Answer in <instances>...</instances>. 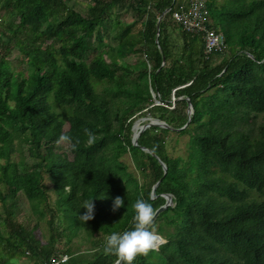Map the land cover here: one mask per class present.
Returning a JSON list of instances; mask_svg holds the SVG:
<instances>
[{"label": "trees", "instance_id": "trees-1", "mask_svg": "<svg viewBox=\"0 0 264 264\" xmlns=\"http://www.w3.org/2000/svg\"><path fill=\"white\" fill-rule=\"evenodd\" d=\"M85 1L0 0V203L7 226L0 228V264L22 257L29 264H114L117 257L104 253L107 236L133 227L138 198L157 210L165 193L174 203L149 227L166 242L133 264H264V120L254 126L252 117L264 115V0H207L225 57H206L199 36L171 29L176 0H129L131 22L112 13L128 0ZM139 22L145 48L124 50L131 43L122 39ZM15 48L22 69L12 67ZM139 52L146 59L138 64L121 61ZM187 98L194 108L188 124ZM146 111L174 130L148 127L135 145L133 116ZM66 122L76 131L65 132ZM85 129L94 133L91 143ZM172 131L188 135L185 157L168 153ZM61 133L72 140L57 152ZM127 153L141 179L121 160ZM19 193L35 212L49 214L46 242L17 220ZM116 196L125 204L113 211ZM91 199L95 214L84 222L82 205ZM62 236L89 247L60 249Z\"/></svg>", "mask_w": 264, "mask_h": 264}, {"label": "rangeland", "instance_id": "rangeland-1", "mask_svg": "<svg viewBox=\"0 0 264 264\" xmlns=\"http://www.w3.org/2000/svg\"><path fill=\"white\" fill-rule=\"evenodd\" d=\"M79 2H86V1L85 0H79ZM129 2L130 1L128 0L127 4H123V6L120 3H119L120 5L117 4V6H114L112 8L113 15L115 16L117 13H121L122 14V18H121L122 21L131 22L133 20V11L129 10V8L127 7ZM85 4H87V3H85ZM78 6H79V4H78ZM80 6L82 7L83 4H81ZM170 23L172 25L171 29H173V25L175 27L178 26L174 22L172 16L170 18ZM141 24L142 23H140V22L135 24L133 26L132 31L122 39L123 40L122 42H124V43H127V44L131 43L129 45H125L126 47H124V50H128L130 48H133L134 43H136L137 47L145 48V46H144L145 43H144V41L141 37V33H140V30L143 27V26H141ZM177 31L178 30L173 31V34L176 37H177ZM48 43H51V41H48ZM116 43L117 42H115V44ZM225 54H226V52H224V54L221 53V55L223 57H225ZM91 55H93V54L91 53ZM18 57H19V51L17 48H15L13 50L12 55L10 56V60L12 61V67L13 68L15 67V69H22L24 67V64L18 60ZM142 59H146V55H145V53L139 52L138 54L129 53V54H127L126 57L122 58L121 61L124 60L131 65H136ZM217 59H220V58H217ZM174 99L177 100V97L174 96L172 98V102ZM156 102L159 103L160 100H157ZM171 107H173V106H171ZM133 117H135L134 118L135 119L134 126H135V124L139 123L140 121L142 122V124H144L147 121H149L148 118H153L151 116V114L149 113V111H146V113L145 112H142V113L138 112ZM252 117L254 118V121H253L255 123L254 126L259 125L264 120L263 114H257V115L254 114V115H252ZM64 131L68 133V132H74V131H76V129L71 127L69 122H66L64 125ZM165 139H166L167 151L171 156L175 157V156L181 155V156L185 157L187 155V144H186L188 141V135L187 134H179L177 131H172V132L167 133ZM58 146L60 148H58V147L55 148V150L57 152L66 151V150H68L69 144L67 141H60L58 143ZM14 158H15V160L19 159L17 154L14 155ZM28 159L31 160V162L33 161L32 158H28ZM121 160H123L128 165L129 171L134 172V174L138 178H140V179L142 178L141 173L135 167V164L133 162V159H132L130 153L123 155L121 157ZM3 162H4V160L0 158V163H3ZM46 182L48 183L49 186L52 185L48 179L46 180ZM0 188L6 192L5 186L1 182H0ZM50 196L52 198V203H53L54 199L56 198L53 191L50 192ZM17 197H18V201H17L16 210H15L16 211L15 216H16L17 220L19 222L27 225L29 228H33L35 235L38 238H40L43 242H46L51 235V230H50V225H49V214H45L43 217L39 213L35 212L31 206L30 202L28 201L27 197H25L23 193H19V195H17ZM0 228L4 231L7 229V226H6L5 221H4V211H3V207L1 205V203H0ZM154 231L157 232V229H154ZM62 237L63 238H61L59 240V242L56 243L60 249H64L65 247H68V246H73L74 248L80 247L79 252H83V251H85V249H87L89 247L88 246L89 244H87L86 241L83 242L82 238H80V237H74L71 242H68V240L66 239V236H62ZM164 242H166L165 237H163L160 244H162ZM19 262H20V264H29L30 263L26 258H23V257L20 259Z\"/></svg>", "mask_w": 264, "mask_h": 264}, {"label": "clouds", "instance_id": "clouds-1", "mask_svg": "<svg viewBox=\"0 0 264 264\" xmlns=\"http://www.w3.org/2000/svg\"><path fill=\"white\" fill-rule=\"evenodd\" d=\"M188 1H190V0H176V5L178 6L180 2H188ZM169 10H170V8H167L165 12H167ZM174 10H175V7H174ZM173 11H172V18H173ZM208 18L209 19H208L207 24L210 27L215 28L211 24L212 20L210 18V15ZM173 20H174V18H173ZM174 22L177 25H180L175 20H174ZM180 26L182 27L183 30H185L182 25H180ZM159 29H160V27H159ZM215 29L217 31H219L224 37V34L222 33V31H220L217 28H215ZM186 32L190 33V31L189 32L186 31ZM190 34L199 36L201 38V40L204 43V54L206 55V57H209L210 55H214V54H218V53L224 54V52L227 51V49H226L223 52L206 54L205 53V41L203 40V38L198 34H193V33H190ZM224 39H225V37H224ZM181 87H183V86H181ZM174 93H175V89L173 91L172 98L175 96ZM156 97H157V99L156 98H154V99L156 101L159 100L157 94H156ZM175 101H176V99L173 100L174 103H175ZM157 104H160V102ZM172 106L174 107V105H172ZM154 119H156V118H154ZM85 132L87 133V136H88V143H91L92 140L94 139V133H92L91 131H89L87 129H85ZM133 132H134V130H133ZM71 140H72V137H70L68 134H65V133H61V135L58 138V142H60V141L71 142ZM124 204H125L124 198L121 196H116L114 198V202H113V211L118 210L120 207L124 206ZM82 208H84L85 211L83 212V214L80 215V219L84 222L93 219L94 214H95V212H94L95 204L93 202V199L85 200L83 205H82ZM132 208L134 210V215L132 217L133 227L130 230L124 231L122 233L121 232H115V231L111 232L107 236L106 241L104 243V253L115 255L117 257L115 264H133L137 255H139V254H145L146 255L150 250H153L155 248V244L159 238L158 233L154 230H151L149 227L152 224L153 218H154L155 213H156V210L154 209L153 205L143 198H138L134 202V204L132 205Z\"/></svg>", "mask_w": 264, "mask_h": 264}, {"label": "built area", "instance_id": "built-area-1", "mask_svg": "<svg viewBox=\"0 0 264 264\" xmlns=\"http://www.w3.org/2000/svg\"><path fill=\"white\" fill-rule=\"evenodd\" d=\"M209 8L207 0H190L175 6L173 18L186 31L200 35L205 41V53L223 52L227 49L223 35L207 22Z\"/></svg>", "mask_w": 264, "mask_h": 264}, {"label": "water", "instance_id": "water-1", "mask_svg": "<svg viewBox=\"0 0 264 264\" xmlns=\"http://www.w3.org/2000/svg\"><path fill=\"white\" fill-rule=\"evenodd\" d=\"M161 19H162V17H160L159 18V20H158V24H156L157 26H158V29H159V24H160V22H161ZM153 96H154V98H156L157 99V97H156V94L153 92ZM187 101H188V109H187V113H188V122H187V124L191 121V118L193 117V114H194V108L192 107L193 106V104H192V102H191V100L189 99V98H187ZM149 119V121H147L146 123H144V124H142L140 127H139V130L137 131V132H133V134H132V142H133V144H135V145H138V140H139V137H140V135L142 134V132L145 130V129H147L148 127H151V126H154V125H158V126H161V127H166V128H169V129H171V130H174V127L173 126H171V125H169L167 122H165L164 120H159V119H154V118H148ZM186 126V125H185ZM185 126H183V127H185ZM135 127H136V124H135V126L133 125V127H132V129L134 130L135 129ZM183 127H181V128H183ZM180 128H177L176 130H179ZM142 147V149L143 150H145V151H147V152H150V153H152L153 155H156V153L152 150V149H150V148H148V147H146V146H141ZM157 156V158L159 159V161L163 164V167H164V169L165 170H167V165H166V163L160 158V157H158V155H156ZM158 184V183H157ZM157 184L156 185H154V187H153V191L151 192L152 194H153V197H155L156 195H155V193H154V191H155V189H156V186H157ZM164 196H165V198H166V201H165V203L163 204V205H161L157 210H156V213H155V216H154V218H153V221L155 220V218L157 217V215L160 213V212H162V211H164L165 209H167L169 206H171V205H173V195L171 194V193H165L164 194ZM158 237H160L161 238V241H162V239H163V237L160 235V234H158ZM161 241H160V243H161ZM160 243L158 244V245H156L155 246V249H158L159 248V245H160ZM115 264V263H114Z\"/></svg>", "mask_w": 264, "mask_h": 264}, {"label": "bare ground", "instance_id": "bare-ground-1", "mask_svg": "<svg viewBox=\"0 0 264 264\" xmlns=\"http://www.w3.org/2000/svg\"><path fill=\"white\" fill-rule=\"evenodd\" d=\"M142 125V122L140 121L139 123L136 124V127L134 129L135 132H137L139 130V127ZM161 241V238H158V242H156L155 246L158 245Z\"/></svg>", "mask_w": 264, "mask_h": 264}]
</instances>
